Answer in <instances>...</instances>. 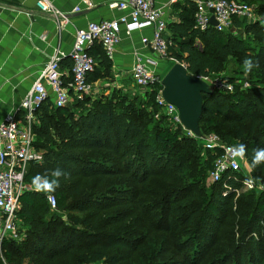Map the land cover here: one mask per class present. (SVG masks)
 Here are the masks:
<instances>
[{
    "label": "trees",
    "instance_id": "1",
    "mask_svg": "<svg viewBox=\"0 0 264 264\" xmlns=\"http://www.w3.org/2000/svg\"><path fill=\"white\" fill-rule=\"evenodd\" d=\"M243 1L254 5L257 19H234L233 29L226 31L213 26L199 30L194 22L195 2L177 5L179 21L167 24L166 39L168 56L183 63L189 73L217 76L232 85V91L213 89L203 94L199 128L202 134H218L228 144H245V158L251 165L253 149L264 148V0ZM87 51L96 60L88 80L110 78L112 62L101 44L95 42ZM246 58L258 62V67L246 71ZM231 62L239 66L235 72L248 75L247 87L226 74ZM59 65L70 69L72 61L64 57ZM108 90L95 98L76 97L61 107L49 96L34 110V145L42 152V160L26 165L24 181L32 185L33 176L58 167L68 175L61 177L54 193L26 190L20 195L17 218L24 222L26 231L19 241H0V264H121L134 252L140 257L138 264H200L201 248L216 251L207 264H263L264 163L251 167L263 186L258 191L235 193L243 179L240 172L228 173L206 187L207 172L217 154L205 151L196 138L185 135L179 124L159 112L155 90L143 101L112 87ZM95 150L110 156L92 157ZM112 159L118 160V166L135 181H147L156 164L174 184L176 177L182 181L177 186L172 183L154 204L138 203L158 210L159 218L152 224L156 235L140 236L131 230L105 232L103 225L70 213L89 207L84 208L88 198L81 196V187L68 181L113 175L117 170ZM184 163H195L193 180L180 175ZM110 191L117 190L110 186ZM108 192L89 193L99 196L97 200ZM136 194L130 193L132 198ZM48 195L55 198V209L50 208ZM234 195L238 196L236 202ZM172 200L174 205L169 206ZM229 212L237 222L220 230L218 219Z\"/></svg>",
    "mask_w": 264,
    "mask_h": 264
},
{
    "label": "built area",
    "instance_id": "2",
    "mask_svg": "<svg viewBox=\"0 0 264 264\" xmlns=\"http://www.w3.org/2000/svg\"><path fill=\"white\" fill-rule=\"evenodd\" d=\"M82 2L87 8L94 5L90 0H82ZM195 4L194 22L199 30L213 26L218 31H226L233 29L234 19L246 21L257 19L254 5L242 0H197ZM36 5L42 11L51 12L55 17L59 16L67 20L66 16L48 0H37ZM108 6L122 13L109 19L88 21L83 28L76 29L69 53L65 54L59 48H55L41 68L38 78L21 100L20 108L23 111L21 117L8 115L0 121V214L2 215L0 241L7 235L15 234L17 230L19 198L23 191L29 189V184L23 178L26 165L32 161L42 160V152L34 145L35 134L32 131L35 120L34 110L49 96L57 107L66 105L73 96L95 97L98 89H95L94 82L88 80V74L93 71L96 60L87 50L95 42L99 43L108 58L112 59L115 47L121 40L122 26L129 36L134 31L149 30L148 34L140 36V41L150 50L151 56L143 59L135 53L129 77L141 89L144 96L155 90V103L159 112L169 117L173 123L179 124L185 135L199 139L205 151L217 154L207 172L209 181H219L228 173L232 175L241 171V157H234L231 152L234 145L224 142L214 132L203 134L202 137L195 136L181 124L177 108L166 102L162 96V75L156 71V66L160 61L177 62L168 56V41L164 37L167 22L163 18L162 10L153 0H118L109 2ZM79 10V6L73 8L74 12ZM211 17L216 21V25L210 23ZM56 26L60 28L62 23L57 20ZM66 56L71 59L72 65L69 70L63 72L59 62ZM201 78L213 89L232 91V85L217 76ZM242 84L244 88L248 85L246 82ZM156 85L159 87L156 88ZM154 116L157 117L158 113ZM249 180L252 183H248ZM242 185L252 189L254 182L247 177L242 180ZM47 200L50 208L55 209V198L48 195Z\"/></svg>",
    "mask_w": 264,
    "mask_h": 264
},
{
    "label": "crops",
    "instance_id": "3",
    "mask_svg": "<svg viewBox=\"0 0 264 264\" xmlns=\"http://www.w3.org/2000/svg\"><path fill=\"white\" fill-rule=\"evenodd\" d=\"M36 1L0 0V121L8 115L21 117L23 112L20 108L21 100L38 78L41 68L55 48H59L65 54L69 53L76 29L83 28L88 21L109 19L122 13L108 6L109 2L118 0H90L94 4L90 8H87L82 0H48L66 16L67 20H63L64 18L55 17L51 12L40 10ZM153 1L162 10L167 24H172L179 21L177 5L197 0ZM75 6H79L80 10L74 12ZM57 20L62 23L60 28L56 26ZM148 33L149 30L146 29L134 31L129 36L122 26L121 40L115 47L111 59V77L115 82L111 83L110 78L94 81L95 89H98L95 97L108 93V86L119 85L117 80L121 82L130 79L129 72L135 53L143 59L151 56L150 50L140 41V36ZM168 35L169 31L166 30L164 37ZM161 67L164 65L159 62L156 71L163 77L169 67L166 70V67L163 69ZM60 69L63 72L69 70L67 67ZM130 81L135 85L131 79ZM27 191H34L33 185L29 184ZM24 192L26 190L22 193ZM16 223L15 234L7 235L5 238L19 241L24 237L26 225L18 218Z\"/></svg>",
    "mask_w": 264,
    "mask_h": 264
},
{
    "label": "rangeland",
    "instance_id": "4",
    "mask_svg": "<svg viewBox=\"0 0 264 264\" xmlns=\"http://www.w3.org/2000/svg\"><path fill=\"white\" fill-rule=\"evenodd\" d=\"M237 34L241 35V31H237ZM161 65H164V67H161L162 69L167 67L170 68L172 63L170 61H160ZM239 66L235 64L234 62H231V64L227 67L226 74L227 75H233L237 78L238 82H248L247 74H241L239 72H235L238 70ZM242 69H240L241 71ZM243 77V78H242ZM115 79V78H114ZM111 83L115 82L112 81V77H110L109 80ZM117 83H120L119 85L116 84V86L113 85L112 88H115L119 93L126 94L128 97H135L137 96L140 98V101H143L145 99L144 94L142 93L141 89L137 87L136 85H133L130 79L122 80L121 82L117 80ZM248 86V85H247ZM108 88H111L108 86ZM109 91V90H108ZM107 91V92H108ZM76 98L73 96L71 100ZM142 99V100H141ZM70 100V101H71ZM247 122V121H246ZM198 143L201 144V141L198 139ZM236 146V145H234ZM204 151V150H203ZM105 156L109 158V153L104 151H92L91 156ZM205 158V156L203 155ZM202 157V161L204 160ZM113 162H111L113 168L117 170L113 175L105 176L102 178H99L97 176L91 177V179L88 180H77V179H71L68 181L69 185H79L81 189L83 190V193L81 196H87V200L84 201V208L89 207V209H81V210H74L70 213L73 216H79L81 218H88V221L92 224L99 223L103 225L105 228V232H112V231H127L134 232V234L140 235V236H154L156 235L153 228V223L159 218V212L156 209H145L142 207V205H138V203L141 204H154L157 200V196L164 193L165 190L171 186L173 183L171 179L165 178L163 176L164 170H157L158 164H156L154 167L151 168V176L150 178L142 182L141 180L135 181L134 178H132L129 175L125 174V171L121 169L120 166H118V160L112 159ZM240 173L243 176L242 178H250L254 182V186L252 189H255L256 191L262 189V185L258 178H256L251 170V167L245 157L241 158L240 161ZM165 170H170V168L163 167ZM185 174V176L189 180H193L194 174H195V163H192L190 166L188 164L184 163L182 165V168L180 169V175L182 176ZM140 179H142L140 177ZM240 183V188L236 190V194L247 190L245 186L242 185V180ZM182 181L178 180L176 177V183L174 186L179 185ZM206 187H209L211 185V182L207 179H205ZM110 186H113L117 191H110L108 192V188ZM95 190H105L108 192L106 195L100 197L99 196L92 195L91 191ZM124 191V192H123ZM129 192V193H128ZM131 192H137L135 197H131ZM188 192L186 193V195ZM185 195V196H186ZM94 197V198H93ZM137 197V198H136ZM238 196H233V202L237 201ZM136 201L135 203H133ZM174 200L168 202L169 206L174 205ZM152 206V205H151ZM235 206L232 208V210H235ZM138 209H142L140 212ZM62 219L64 222L68 223L67 217L65 213H62ZM219 223L218 226L220 230H224L228 224H233L237 222V218L235 215H231V212H229L228 215H225L218 219ZM221 223L224 225L221 226ZM235 226V225H234ZM123 229V230H122ZM232 229V228H231ZM143 246L145 245L142 243ZM141 250L145 251L144 247H141ZM216 254V251L212 248H209L208 250H205L201 248V254H200V264H207L209 262L208 260L212 257V255ZM177 256V255H176ZM166 257V255L164 256ZM139 256L137 254L132 253L130 259H127L126 262H123L121 264H138L139 262ZM129 260V261H128ZM91 264H103V261H97L93 262ZM142 264V263H141ZM264 264V263H263Z\"/></svg>",
    "mask_w": 264,
    "mask_h": 264
},
{
    "label": "water",
    "instance_id": "5",
    "mask_svg": "<svg viewBox=\"0 0 264 264\" xmlns=\"http://www.w3.org/2000/svg\"><path fill=\"white\" fill-rule=\"evenodd\" d=\"M212 25H216L213 17ZM162 96L173 104L179 114L181 124L195 136L202 137L199 119L202 114L203 94L213 92V88L201 77L189 73L180 62H174L161 79Z\"/></svg>",
    "mask_w": 264,
    "mask_h": 264
},
{
    "label": "clouds",
    "instance_id": "6",
    "mask_svg": "<svg viewBox=\"0 0 264 264\" xmlns=\"http://www.w3.org/2000/svg\"><path fill=\"white\" fill-rule=\"evenodd\" d=\"M243 65L245 70L250 72L253 68L258 67V62L253 61L251 58H246L243 61ZM231 152L234 157L243 158L246 155L247 146L245 144H238L231 148ZM262 163H264V148L253 149V158L250 167L255 168ZM67 175L68 173L58 167L44 174H36L32 177L31 183L34 191L51 194L60 186L61 177H67ZM247 182L252 183L251 180Z\"/></svg>",
    "mask_w": 264,
    "mask_h": 264
}]
</instances>
